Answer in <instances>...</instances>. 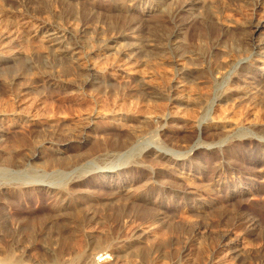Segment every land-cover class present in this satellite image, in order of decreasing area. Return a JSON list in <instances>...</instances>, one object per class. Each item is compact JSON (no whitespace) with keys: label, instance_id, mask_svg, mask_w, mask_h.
<instances>
[{"label":"rangeland","instance_id":"1","mask_svg":"<svg viewBox=\"0 0 264 264\" xmlns=\"http://www.w3.org/2000/svg\"><path fill=\"white\" fill-rule=\"evenodd\" d=\"M201 1L187 11L179 9L183 0H0V181L56 179L49 185L68 188L70 172L96 150V136L125 132L114 128L115 117L136 124L146 114L136 111L138 105L168 112L169 95L176 98V116L161 130L164 139L192 140L200 121H209L204 116L211 105L224 113L207 139H232L228 146L219 143L224 156L201 151L174 170L152 165L160 185L190 187L193 194L167 190L161 196L159 186L150 195L151 174L143 169L91 176L71 185V194L10 188L0 195V264H264V57L257 54L264 27L255 32L251 25L264 19V0ZM181 22L182 34L169 42ZM44 26L60 29L66 43L76 41L77 59L66 62L50 52ZM115 36L123 37L103 50ZM256 41L260 48L253 47ZM131 51L133 56L126 55ZM248 56L249 66L238 68ZM82 67L92 68L110 92L126 96L131 109H103L89 123L91 112L83 105L105 103L107 94L99 88L83 98L70 93L68 79L80 81ZM192 74L198 79L190 82ZM227 86L233 99L214 101ZM83 129L89 137L81 135ZM56 132L55 145L39 141ZM67 135L73 148L58 152ZM159 139L149 133L139 141L144 146ZM35 150L41 154L35 168L26 164L17 171L5 164L9 153L27 158ZM60 156L66 164L51 162ZM75 208L80 212L73 220L80 223L61 225L63 214Z\"/></svg>","mask_w":264,"mask_h":264},{"label":"bare ground","instance_id":"2","mask_svg":"<svg viewBox=\"0 0 264 264\" xmlns=\"http://www.w3.org/2000/svg\"><path fill=\"white\" fill-rule=\"evenodd\" d=\"M132 1H139V0H132ZM156 1L157 2L158 1L162 2V0H156ZM201 3H202L201 0H183V4H181V6L179 5L180 6L179 9H186L187 11H191L192 9L195 10V9L198 8V4H201ZM162 4H164V3H162ZM196 6H197V8H196ZM175 12H177V11H175ZM171 22H172V20H171ZM183 25H184V23L181 22V24H177L176 25L175 29L172 28V29H174V31L170 34V37L168 38L169 42H173V41L177 42V39L182 34ZM251 25L254 27V31L256 32L261 27H264V19L262 21H256L254 24H251ZM43 28H44L43 29L44 31L42 30L43 31V36L46 37V40L51 42V44L50 43L49 44L52 45L51 48H50V52L57 53L66 62H72L73 60L77 59L76 55L78 54V52L76 50L77 49V42L76 41H74L73 43H71V42L66 43L64 33L60 29H55V28H52V27H45V26ZM42 31H40V32H42ZM35 32H37V31L35 30ZM169 32H170V30H169ZM61 37H63L64 39L63 38H62L63 40L60 39ZM120 37H123V36H115V37H112L111 39H109V41L105 43V46H104L103 50L113 47V45H111V43L117 42V39L120 38ZM130 37H132V36H130ZM150 40H146L147 41L146 44H145L146 46H153L154 45L153 42L150 41ZM257 43H258L257 41L253 42L252 43L253 47H255V46L257 47L259 45ZM259 43H261V42H259ZM262 43L264 44V42H262ZM143 47H144V45L142 43H139L137 49L141 50V48H143ZM261 49H262V51L261 52L258 51L257 54L260 57H264V46L261 47ZM129 50H131V49H129ZM128 52H127L126 55H129V56L132 55L133 56V53H134L133 51H131V53H128ZM245 59H246V61L245 62H241L240 66L238 68H242L243 70H245V68L249 66V64H248V66H245V65H247L245 63L250 60V57L248 56ZM236 65L237 64H235L234 67H236ZM119 70H121V69H119ZM182 70L180 69V71H181L180 74L181 75L184 74V72H182ZM229 70H230V68L227 69V71H229ZM121 71H123V70H121ZM82 72L85 74V76L80 81H78L77 79L76 80L75 79H68L67 87L69 88L71 94H73V95H75L77 97H80V98L88 97V96H91V94H87L86 92L89 91V92L93 93V92H95L94 89H96V88L97 89L98 88L99 89H104L103 91H100V90L99 91L100 92H105V94H107L105 103H102L100 105L95 106L93 104V102H92V104L94 105L93 106L91 104V102L90 101L88 102V100H87L88 103L87 102L85 103V108H84V105H83L82 109L87 110V111L89 110L91 112L88 115L89 123H91V121H93L94 118L95 119L96 118H101L99 113L103 109H109L110 111H115L116 107H119V109H127V110L131 109L129 106H127L128 105L127 104V97L126 96L121 97V96L117 95L116 93L110 92L109 89H106L105 88L106 87L105 84L100 79L99 75H97V73H95L92 68L82 67L80 73H82ZM185 72H187V71L185 70ZM187 73H186V75H187ZM193 74H192V77H191L192 79H190L188 81L192 82V81H194V80L196 81V79H198V77H195ZM120 75L122 76V73ZM181 79H183L182 81H185L184 79H187V78H184L182 76ZM188 79H189V77H188ZM188 81H187V83H188ZM60 85H58V86H60ZM91 87H93L91 89L92 91L90 90ZM246 87H247V85L245 87H243L241 90L245 89ZM255 87L256 86H254V88ZM232 90H233L232 88H228V86H227L218 95H216L214 97V101L216 100L217 102H220L222 100L226 101V100H229V99H233L234 93H233ZM237 90H238V88H237ZM257 90H258V88L256 89V91ZM231 91H232L233 94L231 93ZM248 91H247V93H248ZM252 92H254V91L252 90ZM247 93H245V94H247ZM242 95H244V94H242ZM242 95H241V97H242ZM249 96H250V94H249ZM175 99H176L175 97H173L172 95H169L168 102L170 101L169 102L170 108H169L168 112H166V108H163V107L158 106L156 104L154 106L149 107V109L146 108L147 106H139L138 105L137 108H136V111H139V112L140 111H145L146 112V114H145L146 116L144 115L141 119H139L136 122V124H130V123H126V122L122 123L120 121L121 120L120 117H115L114 118V120H115L114 128L122 130V131H125V132L123 134H121V135L120 134H116V133H110V134H103L101 136L99 135V137L96 136V138H95V140H96V142H95L96 150L90 152L88 155L87 154L85 155L87 157L89 156L90 160H88V163L81 165V168L78 167L79 170L74 168L75 170L73 169L72 172H70V173H74V174H70V175L68 174L69 177H71L69 179V181L71 183L70 186L73 185V184L86 183L91 176H94V175H97V174H99V176L101 175L102 177H115V176L118 177V176H120V175H122V174H124L125 172H128V171L133 172V171H138L139 169H143V170H148L150 172V174H151L152 181L149 183V185L146 188L147 191L150 192V195L151 194H155L156 193V189L159 186L162 187V190L160 189V187L158 189V190H161L160 191L161 192V194H160L161 196L165 195V192L167 190H172V191L173 190L174 191L177 190V191H179L181 193H184V194H193V193H195L194 191H191L192 189H190V190L188 189L190 187H188L187 189H178V188L175 187L176 185L175 186L173 185L172 187L166 185V183H165V185H160L157 182V180H154L155 177H156V174H157V170L152 165L153 164L164 165V167H167V168H170V169L174 170L177 167H179V165H181V163L183 164V162H186V163H189V162L191 163V161L193 162V160H192L193 157L195 155H197L201 151L206 152V153H211L212 155L216 154L215 152H219V154L221 153V155H223V153L225 154L226 149L222 148L219 145V143L220 142H226L225 146H228L232 139L228 140V138L226 136H221L219 138L218 137L217 138L216 137L215 138L212 137L210 139H207L208 138L207 135L210 134V133H208L209 128L211 126H215V123H217V121H219V120H217L219 118V116L222 115V113H224L222 111L219 112L218 109L215 106L212 108V105H211V107L208 108L207 112H205V116H204V120H209V121H206V122L200 121V123L196 127L197 134L192 140H190L188 142L186 139L183 138L184 140H181V141H182V143L184 141L186 144H181L180 139L176 140L175 138L173 139L172 137L169 138V139H164V133H161V130H165L167 127H169L170 126V119L172 117L176 116L175 110L171 111V109L173 107H175V105L173 104V100H175ZM248 99H250V97ZM43 101L40 99L39 104H40L41 107H42V105H44L43 103H45V101L44 102ZM176 107H178V106H176ZM182 108H184V107H182ZM52 109H50V110L52 111ZM57 111H60V113H62L61 109L57 110ZM53 113H54V110H53ZM55 114H57L56 111H55ZM148 114H150V115H148ZM122 120L125 121V118L123 119V117H122ZM223 126H225V125H223ZM86 127H88V126H86ZM260 131H262L263 134H264V129L263 130L261 129ZM41 133H42V131H41ZM41 133L37 134L38 137H40ZM43 133H45V132H43ZM80 133H81L82 136H86V137L88 136L89 137L88 134L86 135V132L84 131V129L82 131H80ZM149 133H154L156 135L157 134L160 135V139L158 141H156V142H150V144L146 143V145H144V146L141 145V141H139L140 138H143L144 136L148 135ZM63 134H65V133L63 132ZM56 135H57V132L56 133H52L50 135L45 136L44 138H40L39 141H42L44 143L45 142L46 143H51V144L54 143V145H55L56 144L55 142L57 140L54 141V138H55ZM258 135L260 136V134H258ZM23 136H25V137H21V140L26 142L28 140V134L25 133V135H23ZM67 136H68L67 139H66L68 141L67 143L63 142L64 144H60V143L57 144L58 147H57L56 150L58 152L64 153L65 150H68L69 148L72 147V144H71V141H73L72 137H70L69 135H67ZM86 137L83 138V141L81 142L82 144H80V146H79V150L83 149L85 144L87 143L88 140L86 139ZM248 138L249 137H247L245 139H248ZM249 139H251V138H249ZM260 141L264 142V141H262V138H261ZM187 142H188V144H187ZM151 143H154V144L152 145ZM42 145H44V144L43 143L41 145L39 144L38 147L40 148ZM196 146H197V148H195ZM36 152L37 151L35 150V152L30 157H27V158L26 157L25 158H22V157L17 158L15 156V154L13 155V152H12V154L9 153L7 159H5L4 161L6 162L5 164H7V166L10 165V166L13 167L12 169H14V170L17 169V171L19 169L24 168V167H21V166L22 165L24 166L26 164H32V165H34V168H35V165L37 164V161H38V159H39V157L41 155V154H37ZM78 153H80V152H78ZM65 154H66V152H65ZM60 157H62V158L58 157L56 159H52L51 162H53V163H57L59 161L63 162L65 160L64 157L63 156H60ZM75 157H76V155L74 156V158ZM87 157H86V159H87ZM210 157L212 158L214 156H209V158ZM53 158H55V157H53ZM161 160H164L166 163H162ZM47 162H48V160H47ZM64 162L66 164V160ZM96 169H98L97 172H95ZM34 172H36V170H34ZM19 176L20 175H18V177ZM216 176H219L218 173H216ZM26 178L27 177H25V179ZM40 179H41V177H40ZM23 180H19L20 182L13 181L12 183H11V181H9V182L0 181V195L2 196V194H4L7 190H9L10 188H13V187H19L21 189H28V190L30 189L32 191H36L38 189H44V188H48L49 187V188H52L54 191L57 190L58 191L57 193L62 192L63 194L64 193L65 194H71V189L72 188L70 186H69L70 188L69 187L68 188H62V187H57V186H52V185L50 186L49 185V184H54L56 179L55 180L54 179H45V180L42 179L41 181H39V179L36 178L34 180H30L29 182H27L26 180H25L26 182H23ZM45 182H47V184ZM55 184H56V182H55ZM113 194H114V192H113ZM118 195H120V193ZM160 195H159V197H161ZM64 196H62V197L64 198ZM2 197H0V199ZM72 197L73 196L71 195V197H67V198L68 199L69 198L72 199ZM68 199H66V200H68ZM196 199L200 200V197H197ZM151 201L153 203L156 200L152 199ZM133 204L139 205L137 203H133ZM78 208H77V210L75 208L74 211H69L68 210V212H65L64 214L62 213L63 216H62V219L60 220L61 222H59V223L61 225H63V226L64 225L65 226L69 225L70 223H74V222L76 224H79L80 223L79 221H77V220H76L77 222L74 221L76 219L75 217H77V214L80 212V211H78ZM80 209L81 208H79V210ZM65 210H67V209H65ZM59 213H58V215H59ZM38 221H40V220H38ZM33 222H35V220L32 221V223ZM245 223H246V221H245ZM254 224L256 225L255 221L251 222V220H250L248 226H250V227L252 226V228H253ZM1 229H2V226H1ZM107 251L112 253L113 250L109 249ZM113 252L116 255L119 254V251H113ZM105 253H107V252H105ZM111 253H110V255H111ZM247 257H249V256H247ZM104 264H110V261L107 260Z\"/></svg>","mask_w":264,"mask_h":264}]
</instances>
